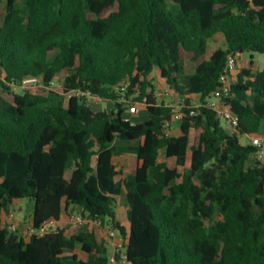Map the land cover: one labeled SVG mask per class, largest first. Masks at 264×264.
Instances as JSON below:
<instances>
[{"label":"trees","instance_id":"1","mask_svg":"<svg viewBox=\"0 0 264 264\" xmlns=\"http://www.w3.org/2000/svg\"><path fill=\"white\" fill-rule=\"evenodd\" d=\"M3 2L0 264H109L93 227L29 240L9 231L1 216L18 199L32 203L34 227L75 211L118 230L128 264H264V161L238 138L264 134V65L254 60L264 57V0ZM216 35L223 46L206 58ZM231 56L247 62L233 80L228 72L223 96ZM153 72L173 102L155 96ZM27 79L39 85L23 88ZM215 93L237 117L230 131L205 105ZM136 103L147 119L132 123L124 115ZM116 139L136 142L122 148L127 174L113 164Z\"/></svg>","mask_w":264,"mask_h":264},{"label":"built area","instance_id":"2","mask_svg":"<svg viewBox=\"0 0 264 264\" xmlns=\"http://www.w3.org/2000/svg\"><path fill=\"white\" fill-rule=\"evenodd\" d=\"M236 56H231L226 62V71L220 75L219 81L222 84V95L227 96L229 92V77L228 72H234L236 67ZM39 85L37 79H27L23 81V88L34 89ZM124 90V86L121 88ZM169 92V91H168ZM171 93V92H170ZM208 108L213 110L221 122H225L230 126L231 129L237 126V117L230 111L229 106L225 105L222 101V97L219 93L208 99L206 104ZM143 107V103H136L128 107L127 112L130 115L136 114L139 111V107ZM181 112L179 110H174L172 115V121L177 122L181 120ZM247 139L249 144L256 147L260 152H264V134L262 135H248ZM66 225L70 227L75 226H89L93 227L94 231L101 229L100 222L98 220L85 219L78 214L67 215ZM3 224L11 232L20 231L21 237L24 240H29L32 236H44L51 232H54L60 226L59 221L48 220L40 224L38 227H34L30 220L22 222L16 218L13 213L7 214L2 219ZM67 232V230H66ZM109 247L111 248V256L109 258V264H128L126 261V239L120 234V232L114 228L105 229L104 238ZM119 257V260L116 259Z\"/></svg>","mask_w":264,"mask_h":264},{"label":"rangeland","instance_id":"3","mask_svg":"<svg viewBox=\"0 0 264 264\" xmlns=\"http://www.w3.org/2000/svg\"><path fill=\"white\" fill-rule=\"evenodd\" d=\"M4 15H5V3L3 2L0 6V24L2 23L3 21V18H4ZM223 46V38L221 35H216L214 38L210 39L208 41V45H207V54H206V58H208L210 56V54L212 53L213 50H215L216 48L218 47H222ZM254 60L255 61H259L261 63V65H264V57L260 56V55H257L255 54L254 55ZM246 62H247V57L246 56H243L242 59L240 61H237L236 63V67L237 68H242L243 66L246 65ZM194 67H195V64L193 62H191L188 58L186 59V62H185V69H186V73H191L193 70H194ZM237 73V71L233 72V78H231V80H233L235 78V74ZM149 80L151 82V84L154 86V91H155V96L158 98V100H165L166 102L168 103H171L174 101V98L173 96L171 95L170 92H168V89H167V86L165 84V82L163 80H161L159 77H158V74L157 72H153L150 77H149ZM27 89H30V88H27ZM19 90V89H18ZM90 105L92 106V109L93 110H99V109H105V103L104 102H101L97 99H90ZM147 113L146 111H143V107H139V111L138 113L136 114H133V115H130L128 112H125V117H128L134 121L137 122H142L143 121V117H146ZM221 125L223 127H225L226 123L225 122H221ZM177 125L174 124L173 127H176ZM173 136L178 134L177 132L175 133H171ZM194 136H195V132L194 131H191V134H190V142L193 141L194 139ZM239 142L240 144L242 145H247L249 144V141L247 139L246 136L244 135H240L239 137ZM134 145L136 144V142H126V141H120V140H115L113 141L112 143V147L114 149V153H115V158L116 159H121V158H124L126 154H128V152H126L124 149H122L123 147H125L126 145ZM260 161H264V152H260L258 154V157H257ZM189 162H190V153L188 152L187 154V158H186V166H189ZM182 170V169H181ZM24 202V205H23V211H18L17 208H18V204H13L10 208H9V211L8 213H3L2 214V219L9 213H13L16 218H18V213H23L24 211L26 212V215L24 217H22V219H20L21 221L23 222H26L29 220V216H30V213L32 212V208H33V205L31 202H29L27 199H24L23 200ZM118 204L122 206V210H121V214H119L122 219H126V214H125V200H124V197L122 196L121 199L119 198L118 199ZM117 204V205H118ZM72 214H77V212L73 211ZM67 215L65 216V218L67 219ZM125 224H126V221H125ZM64 227L66 230H67V233L70 235V234H74L76 232V230L78 229H81L83 228V226H75V227H70L68 225H64L62 226ZM100 231H102V228L99 230L98 233H100ZM101 236V235H100ZM77 253L82 256V253L80 251H77ZM122 264V263H120Z\"/></svg>","mask_w":264,"mask_h":264},{"label":"crops","instance_id":"4","mask_svg":"<svg viewBox=\"0 0 264 264\" xmlns=\"http://www.w3.org/2000/svg\"><path fill=\"white\" fill-rule=\"evenodd\" d=\"M242 57L243 56H239L238 58H237V61H240L241 59H242ZM171 95H172V93H171ZM107 105H105V107H106ZM143 111H145V109L143 108ZM124 118L125 119H127V120H130L132 123H136V121H134V120H132V119H130V118H128V117H125L124 116ZM147 119V115H146V117H143V121H145ZM225 128H226V130L227 131H230L231 130V128H230V126L228 125V124H226L225 125ZM170 132L171 133H175V132H177L178 134H176V135H174V136H178L179 135V129L177 128V127H172L170 130H169V134H170ZM172 135V134H171ZM173 136V135H172ZM115 141V140H114ZM130 145V144H129ZM128 144L126 145V146H129ZM130 153H128V154H126L125 155V157L124 158H121V159H116L115 157V153L113 154V158H112V160H113V164L116 166V168L117 169H122L123 171H124V173L125 174H127V166H128V159H129V157H130ZM120 199H121V197H119ZM119 198H117V200H116V202H117V204H118V199ZM23 200L24 199H18V200H15L14 202H13V204H18V208H17V210L18 211H23V205H24V202H23ZM126 209H127V205H125V214H126ZM77 210V209H76ZM121 210H122V206H121V204L119 205H117V215H116V218H117V220L120 222V224L121 225H124L125 224V221H126V219H122V217L119 215V214H121ZM26 215V212L24 211L23 213H18V220H20V219H22V217H24ZM65 216H66V214L65 213H63L62 214V216H61V219L59 220V223H60V226L62 227V226H64V225H66V221H67V219L65 218ZM30 217H31V213H30V216H29V219H30ZM21 221V220H20ZM105 229L106 228H102V231H100V233H98L99 232V230L98 231H95V233H96V235L98 236V237H100V238H104V236H105ZM101 235V236H100Z\"/></svg>","mask_w":264,"mask_h":264}]
</instances>
